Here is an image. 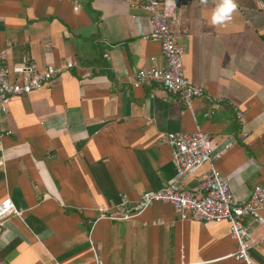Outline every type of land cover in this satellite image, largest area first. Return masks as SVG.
Wrapping results in <instances>:
<instances>
[{
    "label": "crops",
    "instance_id": "0c3cea01",
    "mask_svg": "<svg viewBox=\"0 0 264 264\" xmlns=\"http://www.w3.org/2000/svg\"><path fill=\"white\" fill-rule=\"evenodd\" d=\"M238 0L223 25L208 17L216 0H188L174 25L184 73L203 87L190 109L158 81L135 87L143 68L164 62L149 40L148 12L125 0H0V54L12 66L35 59L69 68L0 110V203L21 216L0 227V264H241L229 224L179 219L156 202L130 221L100 218L97 204L136 201L175 178L166 132L209 135L231 147L217 169L239 199L264 183V12ZM107 54V55H106ZM243 113L242 118L238 112ZM208 166L200 171L202 176ZM195 191L192 176L180 182ZM264 217V209L261 212ZM255 264H264V226L244 218Z\"/></svg>",
    "mask_w": 264,
    "mask_h": 264
},
{
    "label": "built area",
    "instance_id": "2783aa9c",
    "mask_svg": "<svg viewBox=\"0 0 264 264\" xmlns=\"http://www.w3.org/2000/svg\"><path fill=\"white\" fill-rule=\"evenodd\" d=\"M136 8L148 12L151 28L147 34L149 40L161 44L164 62L160 66L140 69L130 80L138 87L148 81H158L164 88L179 98L192 109L195 98H207L206 90L192 82L184 73L185 48L178 41L174 25L179 22V9L188 0H125ZM82 0H74V11L78 12ZM237 2V8L246 10ZM256 8L264 12V0H259ZM107 55V54H106ZM5 55L0 54V110L6 112L17 96L30 94L47 85L53 78L65 70L78 66L76 60L66 58L62 64L41 67L35 59H24L21 63L9 67L4 62ZM243 113L238 112L242 118ZM161 142L171 147L175 178L165 188L146 191L136 201L122 197L114 205L98 203L100 218L130 221L138 218L154 203L171 204L179 219L196 220L201 223L224 222L229 224L230 239L235 244V251L230 254L241 264H255L251 259L250 249L254 239L244 218L250 216L264 226V183L257 184L250 196L239 199L230 190L229 181L216 167L215 160L221 159L231 147L227 142L217 150H212L209 135L200 127L193 132H166ZM208 166L201 176L200 171ZM198 180V187L191 191L181 187L180 182L188 177ZM10 198L0 203V227L12 215L21 216Z\"/></svg>",
    "mask_w": 264,
    "mask_h": 264
},
{
    "label": "clouds",
    "instance_id": "9594fccd",
    "mask_svg": "<svg viewBox=\"0 0 264 264\" xmlns=\"http://www.w3.org/2000/svg\"><path fill=\"white\" fill-rule=\"evenodd\" d=\"M205 0H201L204 3ZM237 8L236 0H216L208 20L211 25H223L232 19V14Z\"/></svg>",
    "mask_w": 264,
    "mask_h": 264
}]
</instances>
